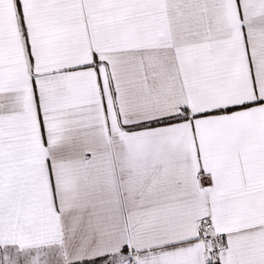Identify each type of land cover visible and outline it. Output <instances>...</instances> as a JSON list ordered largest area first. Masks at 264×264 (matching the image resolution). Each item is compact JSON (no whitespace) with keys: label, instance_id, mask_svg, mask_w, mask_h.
<instances>
[{"label":"snow or ice","instance_id":"obj_1","mask_svg":"<svg viewBox=\"0 0 264 264\" xmlns=\"http://www.w3.org/2000/svg\"><path fill=\"white\" fill-rule=\"evenodd\" d=\"M0 264H264V0H0Z\"/></svg>","mask_w":264,"mask_h":264}]
</instances>
